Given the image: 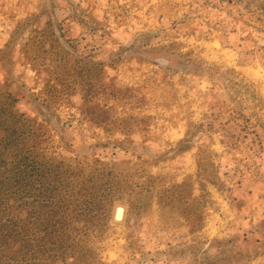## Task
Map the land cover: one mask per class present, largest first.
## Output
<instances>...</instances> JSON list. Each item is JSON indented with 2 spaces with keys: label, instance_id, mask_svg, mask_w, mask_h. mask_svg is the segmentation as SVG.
<instances>
[{
  "label": "rangeland",
  "instance_id": "rangeland-1",
  "mask_svg": "<svg viewBox=\"0 0 264 264\" xmlns=\"http://www.w3.org/2000/svg\"><path fill=\"white\" fill-rule=\"evenodd\" d=\"M263 5L0 0V137L88 202L86 264H264Z\"/></svg>",
  "mask_w": 264,
  "mask_h": 264
},
{
  "label": "trees",
  "instance_id": "trees-1",
  "mask_svg": "<svg viewBox=\"0 0 264 264\" xmlns=\"http://www.w3.org/2000/svg\"><path fill=\"white\" fill-rule=\"evenodd\" d=\"M10 137L19 141L16 131L0 137V264H86L92 249L72 223L85 222L91 207L73 203L62 188L52 201L55 188L40 184L38 157L18 143L9 147Z\"/></svg>",
  "mask_w": 264,
  "mask_h": 264
},
{
  "label": "bare ground",
  "instance_id": "bare-ground-1",
  "mask_svg": "<svg viewBox=\"0 0 264 264\" xmlns=\"http://www.w3.org/2000/svg\"><path fill=\"white\" fill-rule=\"evenodd\" d=\"M122 214H123V209H122V207L119 205V206L115 209L114 215H115V217L120 218V217H122Z\"/></svg>",
  "mask_w": 264,
  "mask_h": 264
}]
</instances>
